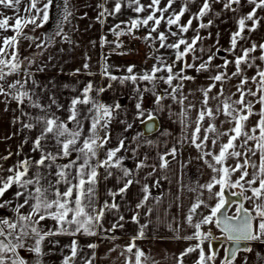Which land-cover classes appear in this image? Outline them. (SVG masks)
Here are the masks:
<instances>
[{
	"label": "snow or ice",
	"instance_id": "obj_1",
	"mask_svg": "<svg viewBox=\"0 0 264 264\" xmlns=\"http://www.w3.org/2000/svg\"><path fill=\"white\" fill-rule=\"evenodd\" d=\"M41 0H27L24 6V12L27 17L18 15L22 0H0V8L14 10L15 15L7 16L0 11V30H13L16 35L4 37L3 45L0 46V56L6 54V47L18 45V37L22 35V28L28 24H33L37 28L42 27L48 22L49 9L53 0H46L43 7L38 5ZM108 0L97 5L101 9L97 15V21L105 23L102 19L107 16H114L121 12L124 7L123 0H114V7L110 10L106 7ZM128 7L139 14L148 11L146 17L133 18L130 20L127 33L118 31L120 25H115L110 31L118 38L124 34H131L133 29L140 27L148 28V33L143 37L151 41L153 45L159 44L161 49L174 50V59L172 63H167L162 56H156L157 63L154 64L149 72L135 74L133 67L130 66L127 71L128 76L121 79L131 80L134 84L138 81H144L151 84V88L143 90L137 88V94L143 98V93L151 91L155 96L157 109H162L163 101L170 98L175 103L181 105L179 113L180 123L185 131L189 127L193 130L188 134L190 143L200 152L199 159L215 174L211 180L202 185L200 189L208 192V199H215L214 205H209L200 197L191 205L189 213L186 216L188 225L194 228L190 236L182 237L185 240H196L194 246H189L180 253L183 258L189 253L199 251L196 264H216L218 251L213 248L211 241L218 239L212 235L211 227L208 231H203L202 226H215L220 229L223 238L230 242V246L224 248V256L220 258V264H235L238 254L241 252L251 253L254 242L264 244V67L255 64L258 59L264 62V43L257 45L253 43L251 47H239V41L244 39V32L254 30L260 23L257 11H264V0H247L251 6V11L246 15L240 16L237 20L238 30L231 33L230 47L221 49L216 47L215 50L198 48V43L204 39L200 35L201 29H207L214 24L212 19L203 22V18L208 16L214 8V5H222L223 10H230L233 13L237 11L233 5H242V0H202L198 12L190 16L186 23H182V17L189 11L191 0H184L179 11H170L173 8L175 0H167V4L160 7L161 0H151L145 6L140 0H127ZM63 20L68 21L72 12L68 9V0H64ZM159 13V15H157ZM168 13V15H166ZM40 17L39 23L37 17ZM216 16H220L217 12ZM14 20V23L10 21ZM194 20L201 21L196 28V34L188 40L183 34L192 29ZM151 22V26L149 27ZM247 22H251L249 27ZM123 23V22H122ZM161 25H166V31H160ZM175 28L176 30H173ZM153 33L158 35L153 36ZM56 35L62 34V28L58 26ZM211 33H209V36ZM169 36L176 37L174 43H169ZM219 36V33H217ZM34 39L33 37H25ZM64 39L68 37L64 35ZM102 42L106 39L102 37ZM217 45L219 41L217 40ZM119 44L116 45L119 48ZM41 44H37V48ZM257 49H260L259 57L253 56ZM237 50L242 53L237 55ZM220 51H226L234 56V60L223 58V63L215 65V74L209 76V84L199 91L202 93V100L199 101L200 108L197 111L196 119L190 123L188 116L189 110L195 109L196 105L187 103V95L184 94L186 81L195 80L194 76L187 75V70H194L196 73L211 72L214 60ZM205 52L207 58L204 59ZM18 47H14L11 53V59L0 58V82L6 81L7 77L16 73L20 69V62L17 60ZM180 67L176 70L177 64ZM234 65L235 70L230 74L227 72L229 66ZM84 69L89 65L84 64ZM250 68H256L255 75L247 76L246 71ZM77 69L76 72H79ZM166 72V76L158 75ZM104 75H108L107 66L105 65ZM233 78L238 79L235 85V92L226 94L225 85ZM111 79H117L112 76ZM175 82V83H174ZM26 83V81H25ZM160 83L166 84L169 88L164 90L163 94H157ZM255 90H254V88ZM219 87L215 95L213 89ZM24 88V83L17 80L7 84L0 83V96H3L7 103L9 100L15 101L21 112V116L31 117L29 122L21 121L22 128L32 130L39 128L40 134L31 141L32 151L39 153V158L25 156L18 159L16 163L5 169L3 162H6L14 154L9 151L7 155L0 156V210L7 208L16 201L13 211L16 214L15 219L0 217V264H33L32 261H26L20 257L17 249L23 248L24 237L35 239V245L29 247V251L34 253L36 260L34 264H43V257L52 253V248L59 246V240L48 239L52 248L46 253L43 250V243L46 238L58 236H73L77 234L84 236H97L100 231L112 232L116 228H122L120 222L113 223L110 228H104V217L112 211H119L120 205L116 202L117 196H122L133 183L131 179L132 170L124 166L125 157L119 155L122 151H131L136 155V149H129L126 138L118 141L117 146L107 148L111 142V136L108 131L109 124L113 119L114 110L120 108V104L108 106L92 99L88 94L92 91V84L89 83L83 89V95L71 100L69 115L67 121H62L54 114H49L50 106L45 108L37 100H32L30 94ZM103 92L104 89H99ZM238 97V98H234ZM252 98V99H250ZM55 103V101H52ZM210 102H215L216 106H210ZM26 103L32 108L40 109L44 114L32 116L31 113L25 112L22 107ZM88 109L90 118V127L87 134H84V124L80 119L78 105H89ZM259 104V111L256 112L254 105ZM137 118L143 124L145 121V112L141 102L135 104ZM258 116V119L251 123V118ZM223 117V119H220ZM146 119L152 121L155 119L154 113L149 112ZM16 121H20L17 117ZM72 122L76 125L70 129L68 124ZM124 123V121H121ZM223 125H228L226 129ZM133 127L128 123L125 131ZM147 131H152V125L149 124ZM103 133V135H101ZM144 133H137L132 137L137 140ZM49 138L55 140L57 150L55 153L45 149V143ZM27 142V138L25 140ZM151 144L152 141H147ZM209 144L211 147H209ZM139 146V145H138ZM207 149V150H205ZM218 149V151H215ZM104 153V158L100 159V153ZM177 149L173 147L165 155L175 156ZM73 153L75 157L73 158ZM16 156L21 152L17 151ZM206 157H210L206 159ZM67 158L66 163H58V160ZM146 160V158H145ZM145 160L136 163L137 169L146 166ZM162 161L159 165L161 169L168 166V161L164 155L160 156ZM229 160L234 161L228 164ZM99 169H105V179L115 177L118 184L122 183L117 189H109V200H104L98 204L97 184L99 181ZM113 169L117 170L116 172ZM119 173V174H118ZM151 175V173H149ZM235 177V178H234ZM218 186V191L215 190ZM16 191L11 199H5L6 194L13 188ZM145 195L140 203L136 205L139 209L145 201L149 199L148 186L143 188ZM195 191V189H193ZM227 193V194H226ZM202 195V193H201ZM235 199H232V198ZM22 201V202H21ZM245 203L251 207H245ZM27 206V213L22 210ZM210 208L207 215H203L198 221H194V216L198 215V209L201 207ZM234 208L233 214L229 215V209ZM51 219L55 222L56 227L53 229H44L39 227L42 221ZM124 216L119 217L123 221ZM132 220H138V214L132 216ZM141 226L140 236H143ZM19 230V231H17ZM139 237H133L121 253L129 255L125 259V264H150L151 258L143 250L138 248L135 240ZM208 242V251L206 252L202 245ZM243 244V247L241 245ZM70 250L69 255H64L61 264H73L74 259L82 249L76 239H72L69 245H65ZM98 246L94 243L87 245L88 249H96ZM135 249V251H133ZM63 251V250H62ZM115 251V249H110ZM257 262H264V256L259 252L256 253ZM134 257V260L132 259ZM95 255L83 259V264H93ZM151 264H155L154 261ZM178 264H183L182 259H178ZM244 264H248V257H244Z\"/></svg>",
	"mask_w": 264,
	"mask_h": 264
},
{
	"label": "crops",
	"instance_id": "obj_2",
	"mask_svg": "<svg viewBox=\"0 0 264 264\" xmlns=\"http://www.w3.org/2000/svg\"><path fill=\"white\" fill-rule=\"evenodd\" d=\"M44 2L46 0H42L38 6L42 8ZM150 2L151 0H140V3L145 6ZM26 3L27 0H22L18 13L21 17L28 16L24 12ZM102 3H104V0H68V9L72 12V16L68 21H64V0H53V4L49 9L50 18L48 22L39 28L33 24L23 26L22 35L17 38L18 45L6 47V54L0 56L3 59H11L14 47H18L17 60L20 62V69L9 76V80L4 84L5 88H7V84L9 83L17 80L21 81V83H24V88L21 90L28 91L32 100H37L45 108L50 106L51 111L49 114H54L62 121H67L71 100L76 97L82 98L83 89L91 83L92 91L88 95L92 99L108 106L120 104V108L114 110L113 119L109 124L108 131L111 136V142L107 145V148L117 146L120 139L126 138L129 149H136L135 156L132 155L131 151H122L119 155L125 157L124 166L132 170L130 178L138 182L133 183L122 196L116 197V202L120 205L119 211L112 210L108 212L103 221L105 229L110 228L113 223L117 222L122 223L123 227L116 228L112 232L100 231L97 236L77 234L75 237L58 236L46 238L43 248H52L47 243L48 239L59 240V246L52 248V251L56 252L57 250L59 253H62L60 249L65 252L68 249L65 245H69L72 239H76L82 251L74 259L73 264H83V259L93 256V253L95 255L93 264H125V259L129 254L125 253L121 255V253L132 242L133 237H139L135 240V244L151 258L150 264L152 261L155 264H178V259H182L183 264H196L199 251L189 253L183 258L180 257L181 252L197 243L196 240H185L182 238L192 235L195 231L194 228L188 225L186 216L189 213L191 205L197 201V197L204 199L209 205L215 204V199L209 200L208 192L198 187V185L208 183L215 174L204 163V160L198 158L200 152L188 139V134L193 128L189 127L185 131L183 125L180 123L179 113L181 105L175 103L170 98H166L163 101L162 109H157L155 96L151 91L144 92L142 99L136 91L137 88L141 90L151 88V84L144 81H138L134 84L131 80H125L121 83V79L129 75L127 69L130 66L133 67V72L139 75L149 72L157 62L152 61L153 58L143 59L141 56L137 58V54L135 53L140 44L138 40L137 47L131 52L119 50L116 47L117 44H113L108 39L110 34L111 36L114 35L110 29L119 24L120 29L118 30H122V26L130 23L131 19L137 16L141 18L146 17L149 14L148 11L137 14L132 8L128 7L127 0H123L124 7H122L121 12L114 16L102 18L105 20V23L101 24L97 21V15L101 10L97 5ZM183 3L184 0H175L173 8L170 11L178 12ZM201 3L202 0H191L189 11L182 17L181 22L186 23L190 16L198 12ZM166 4L167 0H161L160 7ZM242 5V7L241 5H233L237 9L235 13L230 10H223L220 4L214 5L213 11L203 18V22L212 19L214 24L207 29L200 30V35L204 39L198 43V48L203 47L206 50H215L216 47H220L221 49L229 48L231 33L238 30L237 20L240 16L246 15L247 12L251 11V6L247 3V0H242ZM106 7L111 10L114 7V0H108ZM0 11L7 16L17 14L14 10L10 9L0 8ZM217 12L220 13L219 17L216 16ZM257 15L260 18V23L252 31L245 30L244 39L238 42L239 47L247 48L251 47L253 43L257 45L264 43V11L258 10ZM39 21L40 17L38 16L37 22L39 23ZM14 22V20L10 21V23ZM200 22L194 20L192 29L183 34L184 38L191 40L196 34L195 30ZM247 23L251 27V22ZM58 26L62 28V34L59 36L55 34ZM166 28V25H161L160 31H166ZM140 29L148 31V28L140 27L133 29L132 32L137 33ZM173 30L176 29L173 28ZM44 32H47L46 35ZM209 33H211L210 36ZM217 33H219V36H217ZM14 35H16V32L11 29L0 30V46H4V37H12ZM64 35L68 37L67 40L64 39ZM156 35L158 33H153V36ZM25 37H33L34 39H26ZM102 37L106 39V43L102 42ZM176 39V37L169 36L168 42L174 43ZM217 40L219 41V45H217ZM37 44H41V47L37 48ZM153 46L155 47L151 49L155 51L159 47V44L156 43ZM163 50L170 57L166 62L172 63V60L175 58L174 50L166 48ZM118 52L129 55L118 56ZM147 52L149 53V51ZM236 54L241 55L242 53L237 50ZM260 54V49L252 53L256 57H259ZM203 58H207V52H205ZM223 58L234 60L233 55L226 51H220L213 62L211 72L196 73L194 70H187V75L195 77V80L185 82L183 90L184 94L187 95L186 104L192 103L196 105L195 109L189 110L188 119L190 123L195 121L197 111L200 108L199 101L202 100V93L199 90L208 86L210 82L209 76L215 74V65L222 64ZM85 63L89 65L87 70L83 67ZM255 64L264 67V62L258 59L255 61ZM105 65L107 66L108 75L103 74ZM180 66V63H178L176 70ZM77 69H80V71L76 72ZM234 70V65H231L227 69V72L230 74ZM255 73L256 68H250L246 71L247 76L255 75ZM158 75L166 76L167 73L161 72ZM112 76L117 77V79H111ZM237 83L238 79L236 78L229 81L225 85L226 94L235 92V85ZM101 88L104 89L103 92L99 91ZM167 88H169L168 85L160 83L157 94H163ZM218 90L219 87L213 89L212 94L215 95ZM4 100L5 98L0 96V156L7 155L9 151L14 154L6 162H3V167L7 169L16 163L18 159H23L25 156L39 158V153L32 151L31 141L40 134V130L39 128H33L32 130L23 129L21 121L27 123L31 117L21 116V112L15 101L9 100L7 103H4ZM53 100L55 103L52 102ZM137 102L142 103L145 112V117L142 119L147 120V113L153 112L158 121V128L152 133L144 134L137 140H133L132 137L136 136L137 133H143L135 108ZM210 106L214 108L216 103L210 102ZM257 106L254 105L256 112L259 109ZM22 107L25 112L31 113L32 116L44 114L40 109L32 108L28 103ZM77 107L80 119L84 124V134H87V129L90 127V118L86 119L85 117L89 116L88 109L91 107V104L78 105ZM17 117H20V121L14 122ZM220 119H223V117H220ZM257 119L258 116H253L251 123H254ZM121 121H124V123ZM128 123H132L133 127L125 131ZM68 126L70 129L76 127L72 122H69ZM227 127L228 125H223L224 129ZM26 138L27 142H25ZM147 141H152V143L149 144ZM57 147L55 140L51 138L45 143V149L49 152L55 153ZM173 147L177 149L175 156L165 155ZM209 147H211L210 144ZM17 151L21 152L19 157L15 155ZM215 151H218V149H215ZM75 155L73 153V158ZM99 155L100 159L104 158L103 152ZM161 155H164L168 161V166L163 169L159 167L162 162L160 160ZM206 159L210 160V157H206ZM140 160H145L146 166L142 169H137L135 165ZM66 162L67 158L58 160V163ZM227 163L233 164L234 161L229 160ZM98 171L100 177L97 184V206L102 204L106 199L111 202V198L108 196L109 189L115 190L122 186V183L118 184L115 177L105 179V169H99ZM113 171L116 172L117 170L113 169ZM145 185L149 189V199L144 202L141 208L137 209L136 205L141 202L145 195L143 191ZM215 190H219L218 186ZM15 191L16 188L13 187L6 194L5 199H11ZM15 204L16 201L13 200L11 205L0 210V214L3 215L2 217L14 220L16 217L13 211ZM245 207H251V205L245 203ZM28 210L26 206L22 211L27 213ZM230 211L229 214L231 215L235 209L232 208ZM209 212L210 208L202 206L198 209V215L194 216V221H198L203 215L209 214ZM137 214L138 220L134 222L132 216ZM121 215L124 216L123 221H119ZM141 226H146L143 229V236L139 235ZM39 227L53 229L56 225L53 220L46 219L41 222ZM210 227L215 234L221 233L215 226L209 225L202 226V230L206 232ZM23 243L35 245V239L24 237ZM89 243H94L98 247L96 249H88L87 245ZM251 246L253 249L255 248L253 252L239 253L235 264H244L245 256L248 257V264H258L256 253L259 252L264 256V244L254 242ZM202 247L207 252L208 242L206 241ZM24 249L28 251L27 254L30 253L29 247ZM110 249H115V251H110ZM69 254L70 250L67 255ZM51 255L53 256V254L49 256ZM62 256V254L59 257L54 255L53 262L44 263L47 260H43V264H61L63 260ZM223 256L224 247L218 250L216 264H220V258H223ZM132 259L134 260V257ZM261 264H264V262H261Z\"/></svg>",
	"mask_w": 264,
	"mask_h": 264
},
{
	"label": "rangeland",
	"instance_id": "obj_3",
	"mask_svg": "<svg viewBox=\"0 0 264 264\" xmlns=\"http://www.w3.org/2000/svg\"><path fill=\"white\" fill-rule=\"evenodd\" d=\"M42 1V0H41ZM128 26H129V23H127V24H125L124 26H122L123 27V29L122 30H118V31H124L125 33H127V28H128ZM46 31H48L47 29H46ZM45 33V32H44ZM47 33V32H46ZM46 33H45V35H46ZM147 33H148V31L146 30V31H144V30H142V29H140V30H138V32L137 33H131V34H133L134 36H136L137 37V40H138V42L140 43L139 45H138V48H137V52L135 53V54H137L136 56H137V58H140V56L141 57H143V59L144 58H146V59H150V58H153V60L152 61H154V62H157V60L155 59V57L156 56H162V57H164L165 59H166V61L167 60H169L170 59V57H169V55L166 53V52H164V50L163 49H161V48H156V50L155 51H153L151 48H153V47H155V46H153V43L151 42V41H145L144 39H143V37L145 36V35H147ZM108 39L113 43V44H118V37L117 36H115V35H113V36H111V34H110V36L108 37ZM147 51H149V53L147 52ZM127 55H129V54H127V53H122V52H118V56H127ZM9 77H7V79H6V81H3V82H0V83H4L5 84V82H7L9 79H8ZM255 105H258L257 106V108L258 107H260L259 106V104H255ZM258 111H259V109H258ZM231 211L229 210V213H230ZM232 214V213H231ZM3 215L2 214H0V217H2ZM219 234V233H218ZM25 246L23 247V248H19V249H17V252H18V254L20 255V257L21 258H23L24 260H26V261H32L33 262V264H34V262H35V260H36V256H35V254L34 253H32V252H30L29 254H27L28 253V251H26L24 248H26V247H32V246H34V245H32V244H24ZM222 247H224V246H222ZM221 247V248H222ZM255 249V248H254ZM43 250L47 253L48 251H49V249L48 248H43ZM68 249L64 252V251H62L61 249H60V252H62V253H59L57 250H56V252L55 251H52V253H53V256L54 255H57V257H59V255L60 254H62L63 256L64 255H67L68 254ZM53 256L51 255V256H49V255H45L44 257H43V260H47V261H44V263L45 262H48V263H51V262H53ZM62 256V257H63ZM60 261V260H59ZM240 263H242V262H240Z\"/></svg>",
	"mask_w": 264,
	"mask_h": 264
},
{
	"label": "water",
	"instance_id": "obj_4",
	"mask_svg": "<svg viewBox=\"0 0 264 264\" xmlns=\"http://www.w3.org/2000/svg\"><path fill=\"white\" fill-rule=\"evenodd\" d=\"M145 122L142 124H140L141 125V127H142V132L144 133V134H149V133H152V132H154L155 130H157V128H158V121L156 120V118L154 119V120H152V121H149V120H144ZM149 124H151L152 125V131H147V127H148V125ZM227 194V193H226ZM232 199H235L234 197L232 198ZM230 210V209H229ZM230 215V214H229ZM218 229V228H217ZM218 230H220V229H218ZM211 232H212V235L214 236V237H216V238H218V239H215V240H212L211 241V243H212V246H213V248H215L217 251L222 247V246H224V248H227V247H229L230 246V242H228V241H226L224 238H223V234H222V232H221V230H220V234H215L214 232H213V230H211ZM241 247H243V244L241 245Z\"/></svg>",
	"mask_w": 264,
	"mask_h": 264
},
{
	"label": "built area",
	"instance_id": "obj_5",
	"mask_svg": "<svg viewBox=\"0 0 264 264\" xmlns=\"http://www.w3.org/2000/svg\"><path fill=\"white\" fill-rule=\"evenodd\" d=\"M118 44L120 45L118 48L119 50L131 52L137 47L138 42L133 34H124L120 36Z\"/></svg>",
	"mask_w": 264,
	"mask_h": 264
}]
</instances>
